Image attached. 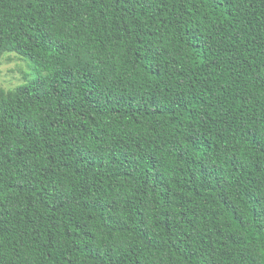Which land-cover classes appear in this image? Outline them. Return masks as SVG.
<instances>
[{
	"label": "trees",
	"instance_id": "1",
	"mask_svg": "<svg viewBox=\"0 0 264 264\" xmlns=\"http://www.w3.org/2000/svg\"><path fill=\"white\" fill-rule=\"evenodd\" d=\"M7 53L0 264H264V0H0Z\"/></svg>",
	"mask_w": 264,
	"mask_h": 264
},
{
	"label": "rangeland",
	"instance_id": "2",
	"mask_svg": "<svg viewBox=\"0 0 264 264\" xmlns=\"http://www.w3.org/2000/svg\"><path fill=\"white\" fill-rule=\"evenodd\" d=\"M4 56L0 62V82L4 87L14 88L33 76L31 61L27 56L17 53H7Z\"/></svg>",
	"mask_w": 264,
	"mask_h": 264
}]
</instances>
